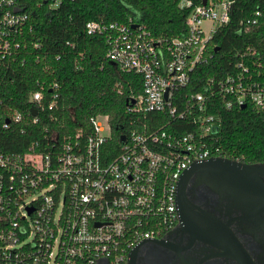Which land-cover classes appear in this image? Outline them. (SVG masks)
Returning a JSON list of instances; mask_svg holds the SVG:
<instances>
[{"label":"built area","instance_id":"2783aa9c","mask_svg":"<svg viewBox=\"0 0 264 264\" xmlns=\"http://www.w3.org/2000/svg\"><path fill=\"white\" fill-rule=\"evenodd\" d=\"M233 3L181 1L179 8L190 12L179 38H154L132 19L86 24L87 35L105 37L110 61L141 75V93L129 98V110L157 114L154 128L122 133L115 154L107 115L90 117L88 128L69 135L50 125L57 120L56 82H40L30 93V116L0 98L4 130L16 126L25 133L26 125L48 120L41 139L22 152L0 154V264H126L140 242L179 223L176 190L183 171L224 157L209 144L219 131L217 115L208 113L217 107L213 98L226 109L246 103L264 108V85L252 81L243 62L238 73L204 81L201 91L189 88L195 69L209 62L208 43L229 23ZM29 19L21 0H0V69L15 61ZM263 19L264 12L255 11L241 23L243 31ZM206 22L212 25L207 33Z\"/></svg>","mask_w":264,"mask_h":264},{"label":"trees","instance_id":"16d2710c","mask_svg":"<svg viewBox=\"0 0 264 264\" xmlns=\"http://www.w3.org/2000/svg\"><path fill=\"white\" fill-rule=\"evenodd\" d=\"M181 1L21 0L30 19L15 61L9 68L0 69V98L12 109L30 116V93L40 82H56L60 94L54 112L57 120L50 125L57 127L60 135H69L88 128L90 117L107 115L111 152L115 154L122 133L145 124L154 128L157 114L147 113L144 117L129 110V98L141 93V75L123 72L110 61L105 37L87 35L85 26L92 21L127 24L132 19L154 38H179L186 34L190 12L179 8ZM233 2L229 23L218 28L208 43L209 62L197 67L191 76L189 88L193 91H201L204 81L238 73L237 64L241 62L252 81L264 85V19L248 32L241 24L255 11L264 12V0ZM213 99L217 107L208 113L217 115L219 131L209 144L218 146L226 158L264 163V108L246 103L226 109L219 97ZM47 122L43 117L38 124H28L25 133L16 126L5 130L0 126V154L22 152L43 137L41 129Z\"/></svg>","mask_w":264,"mask_h":264},{"label":"flooded vegetation","instance_id":"af4514ba","mask_svg":"<svg viewBox=\"0 0 264 264\" xmlns=\"http://www.w3.org/2000/svg\"><path fill=\"white\" fill-rule=\"evenodd\" d=\"M202 176L200 171L187 178L180 193L179 223L163 236L138 244L134 264H239L235 258L220 254L223 249L205 237L209 230L220 229L210 222V216L224 224L235 213H227L229 202L203 181ZM228 229L255 264H264V233L257 240L254 235L241 231L243 227L235 222L229 224Z\"/></svg>","mask_w":264,"mask_h":264},{"label":"water","instance_id":"95a60500","mask_svg":"<svg viewBox=\"0 0 264 264\" xmlns=\"http://www.w3.org/2000/svg\"><path fill=\"white\" fill-rule=\"evenodd\" d=\"M202 3L205 4L206 0H202ZM35 113L36 111L32 110V114ZM119 139L124 140V135ZM200 171L203 175L200 178L218 192L222 199L229 202L227 213H235L224 224L210 216V222L220 229L209 230L205 233V237L216 241L213 243L223 249L220 254L235 258L239 264H255L236 235L228 229V225L237 223L243 227L241 231L254 235L257 240L264 233V163L246 164L225 157L208 158L191 163L180 176L176 190L180 219L181 190L187 178ZM137 246L130 251L126 264H134Z\"/></svg>","mask_w":264,"mask_h":264},{"label":"rangeland","instance_id":"374dc122","mask_svg":"<svg viewBox=\"0 0 264 264\" xmlns=\"http://www.w3.org/2000/svg\"><path fill=\"white\" fill-rule=\"evenodd\" d=\"M210 26H212L210 23L206 22V23H203L202 25V29L207 33L210 29ZM98 120L100 122H104L103 118L99 117Z\"/></svg>","mask_w":264,"mask_h":264}]
</instances>
